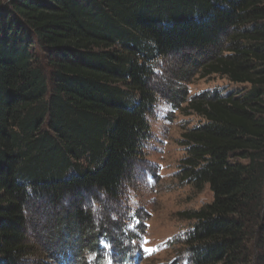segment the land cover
<instances>
[{
	"label": "trees",
	"instance_id": "obj_1",
	"mask_svg": "<svg viewBox=\"0 0 264 264\" xmlns=\"http://www.w3.org/2000/svg\"><path fill=\"white\" fill-rule=\"evenodd\" d=\"M164 66L175 69L169 85L181 83L169 103L201 118L183 128L180 175L213 193L179 214L191 230L174 253L188 264H264V0H0V264L39 255L26 234L43 210L35 204L59 207L71 229L51 253L59 264H86L105 251L101 238L115 241L109 225L124 228L128 210L96 225L86 202L122 199ZM193 72L244 87L191 96ZM138 222L125 239L144 236ZM118 239L120 263L136 245Z\"/></svg>",
	"mask_w": 264,
	"mask_h": 264
},
{
	"label": "rangeland",
	"instance_id": "obj_2",
	"mask_svg": "<svg viewBox=\"0 0 264 264\" xmlns=\"http://www.w3.org/2000/svg\"><path fill=\"white\" fill-rule=\"evenodd\" d=\"M2 1L8 2V0ZM180 60L181 58L174 57V65ZM190 64L191 61L186 65ZM164 67L163 73L152 80L153 85L158 87L162 96L161 101L156 103L148 114L150 135L144 145L143 159L138 161L127 173L122 199L116 202L105 198L104 195L96 194L97 197L88 196L89 199L86 202L87 206L93 208L96 225L101 224L106 213L117 215L119 219H123L125 210L129 211H127L128 220L130 218L131 220L125 224L124 228L120 229L114 224L109 225L113 232L114 242H111L107 237L101 238V241L111 245L113 264H188L186 257L178 259L174 253V250L179 247V242L184 240L191 230L189 222L182 220L179 214L189 209L200 208L213 198L209 186L199 192L184 181L180 175L179 171L186 156L185 146L181 145L183 128L189 129L197 126L201 118L192 114L185 115L182 111L175 110L169 103L167 99L170 100L169 96L180 91L181 83L172 82L173 84L169 85L170 75L175 72V69L168 71L166 66ZM190 81L192 82L188 86L191 96L207 90L226 95L244 87V84L232 83L217 74L203 77L201 72H193ZM158 166H160L161 173L159 178L156 175ZM38 205L43 210L34 214L35 221L30 222L26 234L37 247V251L40 252L39 255L29 256L22 264H39L38 262L59 264L51 253L53 249L62 245V241L74 239L65 236L68 232L70 233L71 229L68 228L69 225L66 228L61 227L66 224V219L60 220L62 216L57 215L59 207L49 208L46 204H35L34 206ZM63 205L66 206V204ZM138 221L144 225V236L141 239L136 238L134 241L125 239L129 231L127 225L135 226L139 223ZM138 233L135 232L136 237H138ZM118 238L121 241H126L127 244L129 242L136 245L124 247L126 252L125 256L121 257L120 263H118L120 256L117 248ZM84 241V237L75 241L76 253L81 250L78 246H85ZM145 248L150 250V254L144 251ZM101 253L103 257H99ZM99 255H88L85 263L106 264L109 258L106 251L102 250ZM77 257L79 259V256Z\"/></svg>",
	"mask_w": 264,
	"mask_h": 264
},
{
	"label": "snow or ice",
	"instance_id": "obj_3",
	"mask_svg": "<svg viewBox=\"0 0 264 264\" xmlns=\"http://www.w3.org/2000/svg\"><path fill=\"white\" fill-rule=\"evenodd\" d=\"M101 246L105 249L106 254L109 257L108 260L106 261V264H113V262L111 260V245H110V243L101 241ZM144 251L145 252H149V254H150V250L149 249L145 248Z\"/></svg>",
	"mask_w": 264,
	"mask_h": 264
}]
</instances>
